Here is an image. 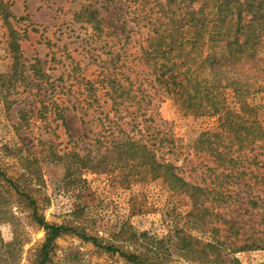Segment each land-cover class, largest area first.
Wrapping results in <instances>:
<instances>
[{"label": "rangeland", "instance_id": "1", "mask_svg": "<svg viewBox=\"0 0 264 264\" xmlns=\"http://www.w3.org/2000/svg\"><path fill=\"white\" fill-rule=\"evenodd\" d=\"M167 1L0 0V264H39L34 213L73 229L46 264H264V62L222 55L236 0ZM175 27L182 45L146 54ZM99 133L140 140L203 193L124 156L102 168Z\"/></svg>", "mask_w": 264, "mask_h": 264}, {"label": "trees", "instance_id": "2", "mask_svg": "<svg viewBox=\"0 0 264 264\" xmlns=\"http://www.w3.org/2000/svg\"><path fill=\"white\" fill-rule=\"evenodd\" d=\"M194 0H169L167 1L168 4L172 2H192ZM232 5L233 11V17L228 20L226 26V33L225 36L228 38L225 39L223 46H222V55L225 59V61L235 67L237 64H255L256 61L264 62V58H258V50H259V44H260V38L264 34V0H236ZM0 11H2V7L0 5ZM200 11V10H198ZM198 11H191L187 10L188 14V23L192 22L196 19V16L198 15ZM91 19H98L95 24L93 25L96 31L100 30V24H101V18L99 17V10L93 9L91 11ZM190 24V23H189ZM193 27L196 25H190L189 27ZM174 31H164V32H156L158 33V36L160 34V37L154 38L155 44L154 47H150L149 50H147L146 54L149 56H153L154 58H157L161 54H165V50H163L160 47L161 42L165 38H168L169 45H172L175 41L176 43H180V45L183 44L182 39L184 40L185 32L183 31L182 27H175ZM164 35V36H163ZM182 37V39H181ZM172 49V47L170 48ZM171 67L176 68V64L174 62H171ZM40 71L38 69L37 74H40ZM40 77V76H39ZM116 91L111 94L112 102L115 105L117 104L118 99H121L123 96V92L117 95ZM115 96V97H114ZM95 100V98H94ZM131 114V113H129ZM256 123V122H255ZM257 126V125H256ZM256 126H253V129L255 132L258 130H262L261 136L262 140L264 141V127H262L260 124L256 128ZM251 129V127H250ZM250 129L248 127L247 129V135H250ZM100 135V138L96 141L101 146L105 147V153L100 155L102 168L106 170L116 169L118 167L117 164H119V160L122 156H124L126 159L129 160H137L139 163L142 164H149V167L151 171L153 172L154 176H163L166 179H169L171 182V187L174 184H179L181 186H190V190L193 192L201 191L196 186L190 185L188 182L181 179V177H178L174 171L176 170L173 164L169 162H164L160 159H156V155L154 154V151L150 149L147 145L143 144L140 140H135L132 137H118L116 135V139H109L107 137H104L103 135ZM113 135V134H112ZM251 142V141H249ZM110 153V154H109ZM117 157L116 163H113V158ZM91 162H94L99 167L100 163L98 161H94L95 157L89 158ZM230 162H233L235 164L237 162V158L230 159ZM264 170V168H262ZM264 174V172L262 173ZM0 176L4 175L0 171ZM7 182L12 183V181L8 180ZM262 182L264 183V178L262 179ZM14 186V184H13ZM20 190V189H19ZM17 189V192H20ZM203 191V190H202ZM200 193H203V192ZM34 219L37 221L39 225H41L47 232V238H46V244L43 246L42 250V258L39 262V264H46L48 259V247L52 244L53 240L58 237L62 233H66L69 231H73V229H70L68 227L64 226H58V225H51L46 223L41 217H38L36 213H34ZM80 237L86 240H93L95 244H98L97 241L91 237H88L87 235L83 233H77ZM100 246V245H99ZM104 249L107 251L114 250L110 246H103ZM120 256L125 258L126 260L135 263V264H159V263H153L151 260H149V256L146 255H140V254H134V253H120Z\"/></svg>", "mask_w": 264, "mask_h": 264}]
</instances>
